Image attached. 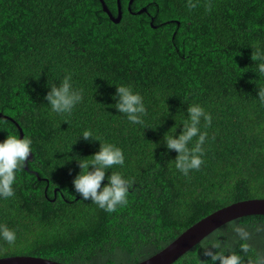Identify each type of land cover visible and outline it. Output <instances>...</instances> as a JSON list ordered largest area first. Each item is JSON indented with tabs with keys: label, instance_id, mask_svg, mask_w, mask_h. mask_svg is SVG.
<instances>
[{
	"label": "trees",
	"instance_id": "trees-1",
	"mask_svg": "<svg viewBox=\"0 0 264 264\" xmlns=\"http://www.w3.org/2000/svg\"><path fill=\"white\" fill-rule=\"evenodd\" d=\"M103 1L117 16L116 0ZM120 6L114 23L99 0H0V113L33 149L17 172L14 196L0 199V225L16 233L14 245L0 240V258L137 264L207 215L264 199V104L257 97L264 88V0H120ZM145 7L149 16L138 13ZM68 75L83 100L70 114L55 113L44 99L48 84ZM122 85L144 97L142 124L114 108ZM193 104L212 121L199 125L207 132L203 163L185 176L163 137L181 132ZM85 130L124 153V166L106 172L132 184L127 203L114 212L72 189L80 171L75 159L90 160L99 149L98 141L79 137ZM12 134L19 137L18 128L0 117V141ZM257 225L264 216L230 221L172 264H201L208 259L203 249L216 239L221 251L240 253L236 226L251 234L244 259L253 260L264 254Z\"/></svg>",
	"mask_w": 264,
	"mask_h": 264
},
{
	"label": "clouds",
	"instance_id": "clouds-1",
	"mask_svg": "<svg viewBox=\"0 0 264 264\" xmlns=\"http://www.w3.org/2000/svg\"><path fill=\"white\" fill-rule=\"evenodd\" d=\"M264 72V68L260 69ZM49 90L44 99L47 105L55 113H68L82 102V90H76L71 83V76H65L60 84H48ZM259 101L264 104V88L257 91ZM115 100L114 108L117 112L124 114L127 120L135 125L142 124L143 117L146 114L144 97L132 90L129 86L115 87V94L112 97ZM187 122L183 124L181 132L178 135L171 134L166 139L163 137L165 150H172L177 153L174 161L175 167L183 175L187 176L192 170H199L203 160L204 144L207 138V132L201 131L199 125L201 120L205 126H209L212 121L211 114L205 112L199 104L187 106ZM85 141L99 142V149L93 155L92 159L77 157L75 160L80 171L72 179V189L76 195L83 201H90L105 212H114L118 206L127 203V197L132 187L131 181L124 178L119 172H106L113 166H124L125 156L121 148L111 144H101L98 138L93 137V133L85 130L79 136ZM195 139L194 147L189 148V144ZM31 138L17 137L16 135H7L0 141V199H7L14 196V184L17 179V172L23 167L28 157L32 154ZM91 166V170H89ZM107 181L103 184L102 181ZM255 231H264V225H257ZM233 232L240 241L238 253L235 250L221 251L222 244L218 239L211 242L208 247L203 249V255L208 259L201 261V264H264V254L257 255L255 259L245 261L250 246L246 243L251 234L246 229L236 226ZM0 240L8 245H14L16 233L6 225H0ZM227 252V255L225 253Z\"/></svg>",
	"mask_w": 264,
	"mask_h": 264
},
{
	"label": "water",
	"instance_id": "water-1",
	"mask_svg": "<svg viewBox=\"0 0 264 264\" xmlns=\"http://www.w3.org/2000/svg\"><path fill=\"white\" fill-rule=\"evenodd\" d=\"M133 0H129V4ZM102 11L108 16V18L118 23L121 18V6L120 0H116L117 3V16H113L107 9L103 0H99ZM128 10L129 7H128ZM145 10H140L138 13H142ZM0 117L11 121L19 130V137H23L22 131L18 124L10 117L3 116L0 113ZM32 155V154H31ZM28 157V160L31 158ZM27 162V161H26ZM25 162V163H26ZM264 216V199H250L232 203L226 207H223L206 217L202 218L183 233H181L174 241L169 245H166L161 251L148 259L141 261L137 264H172L185 252H187L192 246L198 244L207 235L223 226L224 224L233 221L235 219L245 216ZM0 264H61L49 259L35 257V256H9L0 258Z\"/></svg>",
	"mask_w": 264,
	"mask_h": 264
},
{
	"label": "flooded vegetation",
	"instance_id": "flooded-vegetation-1",
	"mask_svg": "<svg viewBox=\"0 0 264 264\" xmlns=\"http://www.w3.org/2000/svg\"><path fill=\"white\" fill-rule=\"evenodd\" d=\"M130 9V8H129ZM142 10L144 9L145 11H144V13L143 14H145L146 16H149L150 15V13L148 12V10H147V8L145 7V8H141ZM151 20H154V17L152 16L151 17Z\"/></svg>",
	"mask_w": 264,
	"mask_h": 264
}]
</instances>
